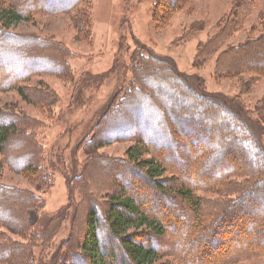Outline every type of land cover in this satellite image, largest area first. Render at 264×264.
Segmentation results:
<instances>
[{
    "label": "rangeland",
    "instance_id": "obj_1",
    "mask_svg": "<svg viewBox=\"0 0 264 264\" xmlns=\"http://www.w3.org/2000/svg\"><path fill=\"white\" fill-rule=\"evenodd\" d=\"M68 1H54L46 11L34 12L29 20L13 23L7 29L8 33L34 37L52 48L56 46L65 63V70L59 74L49 67L55 66L53 60L51 65L42 62L41 68L49 67L51 72L36 73L26 81L0 90V107L8 115L23 120L29 131L26 134L34 139L38 155L41 156L38 171L42 177L37 179L31 173L15 171L7 163L10 155L0 154V184L32 192L43 202L39 217H36L39 225L33 228V233L43 235L45 240L29 241L7 232L9 238L26 246L32 242L36 264H58L57 258L62 255L65 260L73 258L72 254L66 253V244L75 238V234L84 231L90 206L94 201L105 203L109 194L128 186L123 181L127 176L122 177L114 167L134 166L129 163L127 152L137 142L130 139L133 135L128 134L125 139L109 140V143L97 148L98 143L104 140L103 132L113 130L114 122L128 119V126L137 128V135L147 137L151 134L143 132L144 121L148 119L154 129L153 119L157 124L168 119L165 109L161 116H157L153 110L145 112L143 108L148 106L145 101L127 106L125 93L132 87H145L146 93L152 94L153 103L158 106L155 94H168L172 97L171 104L166 105L168 110L191 111L199 120L209 116L222 131H241L243 135L235 137L239 145L231 142L225 149L230 164L240 167L245 160L254 163V166L264 164V159L254 146V139L247 141L243 126L237 125V115L233 113L235 111L251 121L253 134L264 148V73L226 69V66L237 61L227 56L230 51L264 37V0H186L171 12L170 17L164 15L163 7L156 5L158 0H83L71 9H58ZM166 1L171 2L164 0L163 3ZM212 40L213 44L210 43ZM15 49L23 54L31 53L27 48ZM54 51L49 52L53 55ZM137 54L145 59L156 57V60L159 59L157 63H168L195 90L227 99L229 103L216 100L210 104L188 97L184 92L179 93L173 84L154 87L149 82L150 78L161 82L165 80V76L159 72L141 76L137 80V71H134V68L137 69L134 60ZM19 58L22 63H17V69L24 66L26 55H19ZM155 63L152 65L163 72L161 65ZM9 66L11 64L7 62L0 63V69H8ZM6 79L10 81L11 77L7 75ZM18 89H22L23 94ZM175 94L177 98H173ZM181 98L191 99L195 109L182 102H173ZM217 114L222 116V120L213 118ZM213 121L207 122L213 126ZM100 135L101 141H97ZM227 136L230 137L229 134ZM183 143L191 144L188 140ZM19 144L17 140L11 142L7 152L14 154ZM159 145L162 146L161 143ZM165 146L176 152L177 160L188 165L189 172L197 173L192 180L183 179L187 184H195L203 166L201 163L199 165L202 157L193 156L202 153L199 151L204 144L195 143L187 150L179 149V146L171 147L170 144ZM205 147L209 148V142ZM253 152L256 157H251ZM143 157L150 156L144 154ZM12 162L13 165L18 163ZM219 166L223 167L222 164ZM130 169L137 170L135 166ZM164 177L170 179L172 174L166 172ZM243 180L246 181L237 178L235 183H243ZM131 182H136V179L133 178ZM209 184L213 186V182ZM134 185L136 187L137 184ZM250 186L251 183L243 189L236 185L235 189L241 195L242 189L246 191ZM195 195L210 202L219 199L212 188L195 189ZM258 195L263 202L258 205L260 209L257 215L264 211V186ZM176 211L183 216L178 208ZM236 213L216 234L222 244L213 247V255L201 256L202 263L205 260L217 263L235 245L246 244L244 240L248 234L250 239L264 246L249 223V219L255 216L251 210H238ZM162 261H167V258ZM225 264H264V253Z\"/></svg>",
    "mask_w": 264,
    "mask_h": 264
},
{
    "label": "trees",
    "instance_id": "obj_2",
    "mask_svg": "<svg viewBox=\"0 0 264 264\" xmlns=\"http://www.w3.org/2000/svg\"><path fill=\"white\" fill-rule=\"evenodd\" d=\"M54 1L61 2V0H0V63L11 64L8 67L9 70L0 69V90L26 81L36 73L51 72L49 67L53 68V72H59V74L65 70L63 55L56 50V46L52 48L34 37H22L7 31L11 24L29 20L32 13L46 11ZM80 1L83 0H69L58 9L64 11L68 8L71 9ZM163 1L158 0L156 5L163 7L164 15L170 17L171 12L186 0H171V2L168 1L169 3L167 1L163 3ZM49 10L51 12V9ZM60 10L56 9V11ZM210 43L213 44V40ZM18 47L27 48L31 53L23 54L21 51H16L15 48ZM51 50H55L53 55L49 52ZM19 55H26V60L24 66L17 69V63H22ZM227 56L237 60L234 64L226 66L229 71L241 69L243 72L264 73V37L246 46L233 49ZM241 58H243L242 62H240ZM51 60L55 66L41 68L42 62V64L46 62L51 65ZM134 60L137 65V69L134 68V71H137V73L135 72L137 80L141 76L155 75L154 73L159 72L165 76V80L161 82L150 78L149 82L154 87L173 84L180 91L179 93L184 92V95H188V97L192 96V98L210 104L216 100L223 104L229 103L227 99L216 98L212 94L195 90L191 83L189 84L186 78L171 65L166 62L157 63L159 59L156 60V57L145 59L137 54ZM153 63L160 64L163 72L158 71L160 69L153 66ZM7 75L11 77L10 81L6 79ZM132 88L128 90L130 94L128 91L125 93L128 100L127 106L131 107L145 101L148 102V106L145 104L146 106L143 108L145 112L153 110L157 116H161L165 109V116L169 120L165 118L161 124H157L153 119L154 129L148 119L144 121L143 132L153 136L137 135V128L128 126V119H120L116 123L113 121V130H108V133L103 132L104 140L98 143L97 148L103 147L107 144L106 142H110L109 140L121 139V137L125 139L128 137L126 135H133V138L130 139H135L137 144L129 149L127 156L129 163H132L137 170L130 169L134 167H131L132 165H129L130 168L115 165L114 168H117L116 171L121 176H127V178H123V181L128 186H123L117 193L109 194L105 203L94 201L86 214L84 231L75 234V238L66 244L68 249L66 253L73 255L71 258L73 261L70 258L65 260L62 255L57 258V263L225 264L236 262L243 257L263 254L264 246L250 239L248 234L249 238L246 237L244 240L246 244L235 245L217 260V263H213V260H205L202 263L201 259L203 256V258L207 257L209 253L213 255V247L222 244L216 234L220 229L223 230V225L226 226L229 223L227 222L228 218L238 214L236 213L238 210L239 212L251 210V214L255 215L249 219L253 233L257 239L264 242V211L262 210L259 215L256 214L260 209L258 205L262 201V197L257 196V193L264 186V164L254 166V163L245 160L240 167H236L230 164V157H227L228 151L225 150L230 146L229 144H232L231 142H237L239 145L237 138L243 135L242 132L231 129L222 131L209 116L199 120L191 111L168 110L166 105H170L172 102V97L168 94H155L158 97V106L157 103H153L152 94L146 93L145 87L142 89L137 87L134 88L135 90ZM18 90L22 93V89ZM38 96L41 98L40 95ZM173 98H177L176 94ZM176 101L195 109V103H192L191 99L173 100V102ZM197 110L198 108L195 111ZM233 113L237 115V125L243 126L247 141L254 139V146L264 159V148L261 147L260 140L253 134L251 121L235 111ZM220 116L217 114L214 117L213 115V118L222 120V116ZM232 116L235 117L233 114ZM262 118L264 119V106ZM114 120L116 119L114 118ZM207 121L210 123L213 121V126L209 125ZM26 132L28 134L29 131L26 130L25 123L20 117L8 115L0 107V154L10 155L7 158V163L15 171L31 173L33 177L41 179L42 175L38 171V167L41 166V156L38 155L34 139ZM228 134L230 137L227 136ZM184 138L191 144L183 143L186 142ZM16 140L20 143L17 151L14 154L11 151L8 153V145ZM97 141H101V135L97 137ZM157 142L162 146L155 145ZM208 142L209 148L205 147ZM195 143L197 145L204 144L199 151L202 153L193 156L194 158L202 157L199 160V165L201 163L203 166L200 171L202 174L200 177L198 176L199 180L195 184H187L183 182V179L192 180V178L194 179L193 175L197 173L189 172L188 165L177 160L176 152L165 145L179 146V149L187 150ZM144 154L150 157L144 158ZM251 157H256L254 152L251 153ZM12 161L18 163L13 165ZM196 162L198 164V161ZM197 164L194 163V166ZM221 164L222 168L219 166ZM166 172L172 174L170 179L164 177ZM133 178L136 179L134 182L137 184L136 187L131 182ZM237 178H244L246 181L243 180L241 181L243 183L238 182L239 184H237L235 183ZM208 182H213V186ZM250 183L251 186L243 191ZM166 184L169 186L166 187ZM236 185L243 188L241 195L240 191L235 189ZM200 188H212L219 199L210 202L198 197L195 195V189L199 190ZM138 189L140 190L138 191ZM236 193L237 197L233 196ZM42 208V200L32 192L0 184V264H36L31 249L32 242H30L31 245L26 246L20 241L9 238L7 232L23 239H29V241L45 240L43 235L33 233V228L39 225L36 217H39L38 214ZM176 208L183 212V216L177 213ZM174 218L175 220H173ZM168 240L171 242L168 243ZM164 258H167V261L163 262Z\"/></svg>",
    "mask_w": 264,
    "mask_h": 264
}]
</instances>
